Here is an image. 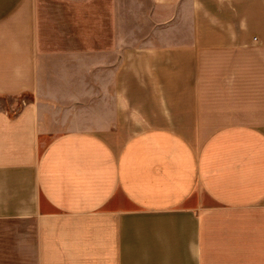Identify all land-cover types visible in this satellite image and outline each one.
Returning <instances> with one entry per match:
<instances>
[{
    "label": "crops",
    "instance_id": "obj_1",
    "mask_svg": "<svg viewBox=\"0 0 264 264\" xmlns=\"http://www.w3.org/2000/svg\"><path fill=\"white\" fill-rule=\"evenodd\" d=\"M0 264H264V0H0Z\"/></svg>",
    "mask_w": 264,
    "mask_h": 264
},
{
    "label": "rangeland",
    "instance_id": "obj_2",
    "mask_svg": "<svg viewBox=\"0 0 264 264\" xmlns=\"http://www.w3.org/2000/svg\"><path fill=\"white\" fill-rule=\"evenodd\" d=\"M150 85L151 87L147 89L144 88V83L140 84L135 81L127 85V106L121 107L118 127L121 130V137L127 139L128 136L142 128L159 123L174 125L184 134H190L191 121H189V112H187L188 90L186 87L181 89V86L180 88L170 86V88L166 87V90H159L155 89L153 82ZM1 102L6 105L11 104L10 98L4 97Z\"/></svg>",
    "mask_w": 264,
    "mask_h": 264
}]
</instances>
